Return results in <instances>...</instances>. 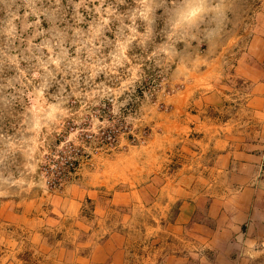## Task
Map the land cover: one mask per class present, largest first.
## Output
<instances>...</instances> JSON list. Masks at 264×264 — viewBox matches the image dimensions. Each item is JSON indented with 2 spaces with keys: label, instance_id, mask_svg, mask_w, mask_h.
<instances>
[{
  "label": "rangeland",
  "instance_id": "obj_1",
  "mask_svg": "<svg viewBox=\"0 0 264 264\" xmlns=\"http://www.w3.org/2000/svg\"><path fill=\"white\" fill-rule=\"evenodd\" d=\"M170 5L0 0V264H165L188 247L211 263L222 247L211 202H193L216 175L202 144L250 118L243 70L264 55V0H234L196 39L172 34ZM63 154L79 159L70 177Z\"/></svg>",
  "mask_w": 264,
  "mask_h": 264
},
{
  "label": "crops",
  "instance_id": "obj_2",
  "mask_svg": "<svg viewBox=\"0 0 264 264\" xmlns=\"http://www.w3.org/2000/svg\"><path fill=\"white\" fill-rule=\"evenodd\" d=\"M256 59L246 69H242L249 80V88L248 99L240 107L243 112L246 107L250 118L242 115L221 121V129L216 133L206 132L204 138L209 139V142L204 141L202 144L205 170L213 171L216 175L214 181H205L210 183L204 185L208 187L205 199L199 197L193 202L197 205L211 202L203 217L216 220L219 225L217 231L222 235V247L211 246L216 231H203V235H198V238L204 236L203 239L209 241L214 252L211 263L196 261V249L187 246L181 256H169L165 264H253L254 261L264 260V130L260 131V116L264 115V55L262 61L258 57ZM250 122L252 127L241 132L240 127ZM230 124L232 127L229 129ZM208 195L211 198L208 199ZM189 202L184 203L183 207L187 206L191 210L193 202ZM229 210L233 213L228 216ZM244 227L250 236L244 246L248 253L240 256L232 243L233 230L244 240Z\"/></svg>",
  "mask_w": 264,
  "mask_h": 264
},
{
  "label": "clouds",
  "instance_id": "obj_3",
  "mask_svg": "<svg viewBox=\"0 0 264 264\" xmlns=\"http://www.w3.org/2000/svg\"><path fill=\"white\" fill-rule=\"evenodd\" d=\"M233 2L234 0H171L167 10L168 28L173 35H191L196 39L193 33H207V26L212 23H215L217 29H221L228 19Z\"/></svg>",
  "mask_w": 264,
  "mask_h": 264
},
{
  "label": "trees",
  "instance_id": "obj_4",
  "mask_svg": "<svg viewBox=\"0 0 264 264\" xmlns=\"http://www.w3.org/2000/svg\"><path fill=\"white\" fill-rule=\"evenodd\" d=\"M64 157H66L65 160H61L58 162H54V164L57 166V172H59L62 175H66L70 177V174L75 170L76 166L79 164L78 158H67V155L63 154ZM51 173L54 172V170L50 171ZM60 177V178H61Z\"/></svg>",
  "mask_w": 264,
  "mask_h": 264
}]
</instances>
